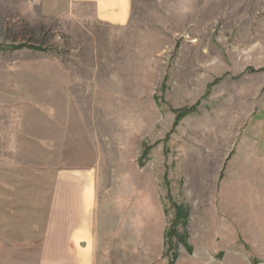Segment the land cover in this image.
Returning <instances> with one entry per match:
<instances>
[{"label": "rangeland", "instance_id": "1", "mask_svg": "<svg viewBox=\"0 0 264 264\" xmlns=\"http://www.w3.org/2000/svg\"><path fill=\"white\" fill-rule=\"evenodd\" d=\"M42 9L0 0V169L29 198L0 264H36L58 167L95 174L90 264H264V0Z\"/></svg>", "mask_w": 264, "mask_h": 264}, {"label": "crops", "instance_id": "2", "mask_svg": "<svg viewBox=\"0 0 264 264\" xmlns=\"http://www.w3.org/2000/svg\"><path fill=\"white\" fill-rule=\"evenodd\" d=\"M39 1L45 12L66 7L67 13L85 17V12L90 11L96 22L115 28L127 26L133 12V0ZM5 171L0 169V242H5L6 248L13 249L14 234L8 232L3 225H13V210L18 208V201H26L29 204V198H22L23 200L15 198V192L21 191V187L13 184L14 170H8L6 167ZM43 172L47 174L46 170ZM48 174L49 183L45 182L44 185L42 180L46 175L38 181V186L42 184L45 193L48 189V217L46 219L44 215L41 220H37L38 224L35 221L29 223L30 228L38 225V228L41 226L42 229V238L38 239L39 247L35 256L36 264H90L93 257V237L89 223L94 207V171L89 168L58 167L49 170ZM6 177H10V180ZM44 200L45 198L43 204ZM21 208L24 209L23 203ZM8 218L11 223H7ZM3 235L5 240L2 238Z\"/></svg>", "mask_w": 264, "mask_h": 264}, {"label": "trees", "instance_id": "3", "mask_svg": "<svg viewBox=\"0 0 264 264\" xmlns=\"http://www.w3.org/2000/svg\"><path fill=\"white\" fill-rule=\"evenodd\" d=\"M180 115H182V114H180ZM188 216H189V214H188V211L186 209H179L178 214L176 215L175 220L173 221V226L181 224L182 226L186 227ZM175 237H177V236H175ZM179 239H181V237H179Z\"/></svg>", "mask_w": 264, "mask_h": 264}]
</instances>
